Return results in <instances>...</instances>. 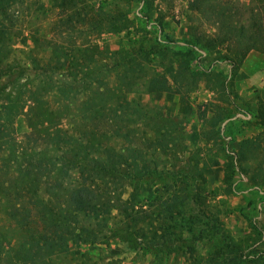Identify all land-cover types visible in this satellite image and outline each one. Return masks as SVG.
I'll list each match as a JSON object with an SVG mask.
<instances>
[{"label": "rangeland", "instance_id": "374dc122", "mask_svg": "<svg viewBox=\"0 0 264 264\" xmlns=\"http://www.w3.org/2000/svg\"><path fill=\"white\" fill-rule=\"evenodd\" d=\"M261 1L264 0H224L223 3L234 22L247 24ZM189 2L149 0L148 6H141L139 0H16L4 19L13 30L11 53H7L9 58L4 66L29 68L30 61L22 51L28 52L34 47L31 56L45 58L52 44L92 53L95 58L102 56L98 50L128 48L135 40L147 46L156 33L160 34L157 24L162 26L165 42H180L191 38L194 32L202 41L215 36L217 24L211 11L197 13L191 10ZM34 38L38 45L33 43ZM221 51L222 48L200 57L199 78L189 95L191 113L188 116L178 112V95L148 93L142 82L131 88L134 91L127 98L140 107V116L132 114L130 119L122 116L118 125V120L112 121L110 131L115 126L119 128L116 151L125 156L126 149L136 150L142 157L154 160L165 172L159 180L123 178L116 183H99L97 188L102 197L111 192L107 198L110 219L103 228L107 244L98 248H70L55 256L54 264H81L78 258L82 253L102 258L109 264H190L191 256L198 264H208L209 259L212 264H264V187L262 194L246 191L247 179L237 173L233 174L231 185L223 184L224 163L228 155L238 150L242 140H248L251 145L250 163L264 158V128L254 120L259 103L264 104V48L249 52L233 75L228 65L210 66ZM174 67L169 63V56L157 57L146 72L148 76L160 73L168 77ZM29 76L25 75L22 81ZM53 79L63 84L65 78L57 75ZM70 83L74 92L78 83ZM83 99L84 96L76 95L74 110ZM240 113L246 119L235 117ZM77 116L74 121H70L71 117L63 120L65 129L70 130L72 124L74 132L79 130ZM157 131L164 134V142L157 141ZM13 132L17 143L28 150L44 152L45 160L60 162V155L54 154L49 143L29 135L24 113L14 116ZM6 153L0 149V264H45L38 261L40 252L36 244L43 225L37 217L31 216L28 220L24 217L22 211L27 200L13 192L11 180L16 172L10 164L2 163ZM67 170L64 184L77 180L69 167ZM194 194L198 195L196 203L191 199ZM115 196L127 203V212L134 217L137 228L145 229L151 223L153 228H167L172 233L167 240L174 241L176 235L182 234L183 241L162 244L161 240L152 241L148 234L139 237L126 227L121 207L113 199ZM166 206L174 208L173 220L164 219ZM205 214L219 220L239 250L213 256L224 242L208 228ZM246 217L253 219L257 227L251 228ZM179 225L192 230L193 235ZM254 242H259V246L252 248ZM27 249L36 254L32 263L12 257L16 251L19 255ZM256 254L260 257L257 262L251 263L245 258Z\"/></svg>", "mask_w": 264, "mask_h": 264}, {"label": "trees", "instance_id": "16d2710c", "mask_svg": "<svg viewBox=\"0 0 264 264\" xmlns=\"http://www.w3.org/2000/svg\"><path fill=\"white\" fill-rule=\"evenodd\" d=\"M15 1L0 0V149L7 151L1 161L5 166H13L16 172L11 187L15 195L27 200L22 211L24 217L27 220L31 216L37 217L43 225V231L36 241L40 252L37 254L40 255L38 261L54 264L55 256L62 255L70 248H98L107 244L103 228L110 219V200L107 198L111 197V192L102 197L97 188L99 183H116L123 178L135 181L159 180L165 172L158 168L154 160L142 157L136 150L126 149L125 156L116 151L119 128L113 124L115 127H112L111 132L112 121L118 120V125L122 116L130 119L132 114L138 115L141 111L132 99L127 98V94L134 91L131 88L142 82L148 93L178 95V112L188 116L191 113L189 95L199 78L197 68L200 69V57L222 48L223 52L214 56L210 66L228 65L233 75L249 52L264 48V1L256 8L251 22L245 24L232 20L224 0H189L191 10L197 13L211 11L213 14L217 34L212 38L202 41L194 32L191 38L180 42H165L162 26L157 24V32L161 35L156 33L147 46L135 40L128 48L98 50L99 55H102L98 58L92 53L84 54L77 49L54 44L49 45L47 57H34L31 56L35 51L33 47L28 52L22 51L30 61V67L26 68L28 70L24 67L4 66L9 58L7 53H11L13 31L4 19ZM139 5L148 6L149 0H139ZM33 43L38 45V40L34 38ZM172 45L175 48H171ZM168 56L169 63L175 66L173 72L168 77L160 73L148 76L146 68L154 59ZM59 71L64 75L59 74ZM25 75L30 76L22 81ZM57 75L64 76L63 84L53 79ZM70 81L78 83V92H72ZM91 92L94 97H91ZM76 93L84 96V99L74 110ZM18 113H24L29 135H36L42 142L49 143L54 154L60 155L61 163H56L54 159L45 160L47 155L44 152L30 151L16 142L13 118ZM76 115L80 119L79 130L74 132L72 124L70 130L65 129L63 120L71 117L70 121H74ZM254 120L264 128L263 103H259ZM156 137L159 143L164 142L163 133L157 131ZM250 150L248 140H242L238 150L228 155L223 166V184L231 185L232 176L237 173L247 179L246 191L262 194L264 158L250 163ZM67 167L75 173L77 180L64 184L62 182L67 175ZM197 197L196 194L192 195L193 202ZM113 199L121 207L126 227L133 229L139 237L144 238L148 234L152 241L161 240L162 244L170 241L167 237L172 233L167 228L156 229L150 226L151 223L145 229L137 228L134 217L127 212V203L117 196ZM173 212V207L166 206L164 219L173 220ZM204 217L208 228L224 242L221 250L217 248V252L213 253L214 257L223 251L232 253L240 249L232 244L226 229L217 218H209L206 214ZM248 220L251 228L257 227L253 219L248 217ZM179 227L187 229L182 225ZM186 232L193 235L190 229ZM174 241H183L182 234L176 235ZM174 241L172 239L170 243ZM258 246L259 242H254L251 247ZM190 253L193 254L192 249ZM35 255H32L31 249H27L19 255L16 251L12 257H21L19 261L32 263ZM245 258L252 263L260 257L256 254ZM78 259L81 264H109L87 253H82ZM190 262L198 264L192 256ZM207 263L212 264L211 259Z\"/></svg>", "mask_w": 264, "mask_h": 264}, {"label": "built area", "instance_id": "2783aa9c", "mask_svg": "<svg viewBox=\"0 0 264 264\" xmlns=\"http://www.w3.org/2000/svg\"><path fill=\"white\" fill-rule=\"evenodd\" d=\"M237 119H246V115L245 114H237L236 116H235Z\"/></svg>", "mask_w": 264, "mask_h": 264}]
</instances>
